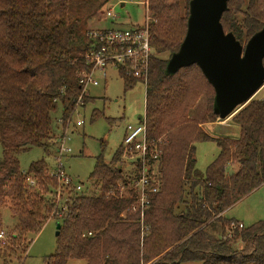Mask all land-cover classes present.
Instances as JSON below:
<instances>
[{"label": "trees", "instance_id": "obj_1", "mask_svg": "<svg viewBox=\"0 0 264 264\" xmlns=\"http://www.w3.org/2000/svg\"><path fill=\"white\" fill-rule=\"evenodd\" d=\"M189 1L148 0L153 54L145 118L147 138L160 140L161 185L142 225L130 210L133 192L118 196L119 185L139 174L137 162L134 176L118 164L123 163V144L113 162L97 160L91 181L100 193L88 195L76 185L67 188L62 216L50 196L59 185L45 159L22 171V152L40 146L48 153L54 141L52 113L60 106L64 119L72 116L83 88L80 73L92 69L85 59L92 41L89 33L73 28L70 0H0V232L7 202L18 218L11 246L3 248L0 242L5 264L16 258L20 242L40 231L51 216L59 218L61 227L57 248L45 264H66L69 259H85L87 264H264V221L241 229L223 214L264 183V98L251 99L234 114L239 138H214L188 117L206 90L212 113L205 122L218 118L214 88L197 64L174 75L165 73L186 36ZM221 22L246 44L264 27V0H230ZM119 72L126 89L138 81L125 67ZM83 100L86 105L88 96ZM98 116L94 112L92 118ZM210 138L220 152L203 174L196 168L195 143ZM111 190L115 194L108 195Z\"/></svg>", "mask_w": 264, "mask_h": 264}, {"label": "rangeland", "instance_id": "obj_2", "mask_svg": "<svg viewBox=\"0 0 264 264\" xmlns=\"http://www.w3.org/2000/svg\"><path fill=\"white\" fill-rule=\"evenodd\" d=\"M181 1L183 5L188 2V0ZM147 5L148 0H70L69 16L73 28L88 35L89 32L95 30L129 29L143 25L148 11ZM164 57H168V54H164ZM93 77L99 84L88 85L89 101L86 105L74 109L69 125L60 122V118H63L60 106L52 113L54 141L51 142L48 153L43 147L34 146L19 155L22 171H28L33 162L44 158L48 164L49 173L57 172L60 144L56 137L67 132L65 144L72 151L62 157L64 172L71 177L73 185H83V191L88 195L99 192L92 186L91 181V173L95 169L98 158L102 157L107 163L113 162L116 153L123 144L127 126L129 124L138 125L146 113L145 82L138 80L132 87L126 89L119 69L113 65L108 66L104 71L96 70ZM209 94L211 95L206 90L201 91L188 110V117L199 122L200 126L212 113ZM263 98L264 86L252 99ZM94 112L99 114L95 119L92 118ZM233 116L231 119L223 120V123L217 118L212 122L220 120L219 124H208L204 127L212 137L239 138L240 126L233 121ZM78 120H82L84 124L77 126ZM195 148L196 168L205 174L209 164L217 158L220 148L214 138L196 142ZM1 158L2 146L0 145ZM122 161V164H118L124 169L126 175L137 174V171H134V167H132L131 160L124 158ZM58 191H60L61 202L67 201L70 194L69 189L60 188L59 185ZM50 196L56 200L55 194ZM225 216L242 222L244 227H251L264 221V183L227 209ZM2 217L6 238L0 242L3 248H6L11 246L10 234L18 222V218L12 213L9 202L2 208ZM59 222V218L51 216L40 231L29 233L23 239L24 241L20 242L16 258L15 256L11 257L12 259H9L7 264H45L46 258L53 254L57 248L58 236L56 232ZM26 246V251L23 252L22 249ZM237 246L240 248L242 244L238 243ZM0 264H5L3 258L0 259ZM66 264H87V261L85 259H69ZM181 264L202 263L190 261Z\"/></svg>", "mask_w": 264, "mask_h": 264}, {"label": "built area", "instance_id": "obj_3", "mask_svg": "<svg viewBox=\"0 0 264 264\" xmlns=\"http://www.w3.org/2000/svg\"><path fill=\"white\" fill-rule=\"evenodd\" d=\"M149 18L143 25L129 29H106L95 30L89 32L91 39L90 49L85 54V59L88 64L92 65L90 71H82L81 84L83 85L82 93L80 94L76 107L84 104V96L88 95V85H98V81L94 79L93 75L96 70L104 71L108 66L113 65L117 69L125 67L128 74L134 76L136 79L145 83L148 81L150 61L153 54L151 45V33L149 29ZM71 117L68 119L60 118V122L64 125H69ZM84 122L78 120L76 125L82 126ZM67 132L56 137L58 142V155L57 162L59 169L57 172H51L50 175L56 178L60 188L73 185L72 179L64 172L62 165V157L71 153L72 149L65 144ZM69 138V137H68ZM159 141H152L147 138V125L145 116L141 118L138 125L129 124L126 129V135L123 141L124 153L122 159L126 158L132 161L133 166L136 167L134 162H137V169H139L138 176H135L130 182L119 185L118 196L121 198L130 195L134 198V202L130 206L133 213L138 214L140 222L143 225V218L146 210L150 207L152 197L159 192L161 179L159 173V159L161 150ZM33 185L34 180L28 179ZM78 191L83 189V185H76ZM56 197V213L62 216L66 210V201L61 202L60 191L58 189L54 193ZM108 195L115 194L113 190L107 193ZM59 209H62L61 211ZM60 211V212H58ZM239 228H243L244 224L239 222L234 224ZM147 228L143 226V231ZM6 238L5 230L0 232V240ZM2 241V242H3Z\"/></svg>", "mask_w": 264, "mask_h": 264}, {"label": "water", "instance_id": "obj_4", "mask_svg": "<svg viewBox=\"0 0 264 264\" xmlns=\"http://www.w3.org/2000/svg\"><path fill=\"white\" fill-rule=\"evenodd\" d=\"M229 1H189L186 36L165 68L166 75H174L197 64L214 88L213 112L221 120L234 115L264 86V27L246 44L226 32L221 18Z\"/></svg>", "mask_w": 264, "mask_h": 264}, {"label": "crops", "instance_id": "obj_5", "mask_svg": "<svg viewBox=\"0 0 264 264\" xmlns=\"http://www.w3.org/2000/svg\"><path fill=\"white\" fill-rule=\"evenodd\" d=\"M232 117L230 116V117H228L227 119H231ZM221 120V119H220ZM220 120L219 121H216V122H205V123H203V124H201V127H203L204 128V130L206 131V129H205V127L204 126H207L208 124L209 125H213V124H216V123H220ZM223 120H221V122H222ZM224 121H226V119L224 120ZM223 123V122H222ZM207 132V131H206ZM208 133V132H207ZM209 134V133H208ZM210 135V134H209ZM212 136V135H211ZM219 136H214V138H218ZM227 211V210H226ZM226 211L223 213L224 215H225V213H226ZM242 223V222H241Z\"/></svg>", "mask_w": 264, "mask_h": 264}]
</instances>
